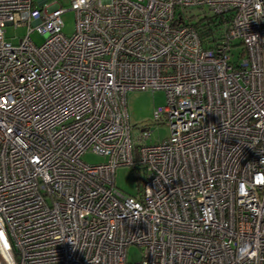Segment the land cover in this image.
<instances>
[{
    "label": "built area",
    "instance_id": "obj_1",
    "mask_svg": "<svg viewBox=\"0 0 264 264\" xmlns=\"http://www.w3.org/2000/svg\"><path fill=\"white\" fill-rule=\"evenodd\" d=\"M69 9L67 36L56 1L0 0V264H264V0ZM152 89L169 135L146 145L126 93ZM135 164L132 196L114 171Z\"/></svg>",
    "mask_w": 264,
    "mask_h": 264
},
{
    "label": "rangeland",
    "instance_id": "obj_2",
    "mask_svg": "<svg viewBox=\"0 0 264 264\" xmlns=\"http://www.w3.org/2000/svg\"><path fill=\"white\" fill-rule=\"evenodd\" d=\"M64 9L61 14L63 22L62 32L69 36L74 32L75 16L74 12L69 9V0H54ZM3 36L7 41L16 43L20 38L25 36V26L14 27L6 25L2 27ZM30 40L35 45H40L44 41V36L35 31L30 33ZM166 96L161 89L152 90H130L126 93V110L128 122L131 126V133L134 136L145 126H149L151 131L149 136L144 140L146 145L157 144L168 138L169 130L165 121L153 123V111L158 107L165 105ZM139 143V142H138ZM80 159L87 164H100L106 161L105 156L96 154L91 151H85L80 155ZM140 178L143 177L139 171ZM114 185L124 194L135 196L141 185L137 184V174L133 173L131 166H118L114 171ZM140 249L137 245L130 244L126 248V261L136 263L140 260Z\"/></svg>",
    "mask_w": 264,
    "mask_h": 264
},
{
    "label": "trees",
    "instance_id": "obj_3",
    "mask_svg": "<svg viewBox=\"0 0 264 264\" xmlns=\"http://www.w3.org/2000/svg\"><path fill=\"white\" fill-rule=\"evenodd\" d=\"M205 45H209V44H205ZM244 53V48H242L241 49V55ZM137 160V159H136ZM132 168H133V173L134 174H137V184L139 185V184H141V178H140V176H139V170H138V166H137V164H135V165H133V166H131Z\"/></svg>",
    "mask_w": 264,
    "mask_h": 264
}]
</instances>
